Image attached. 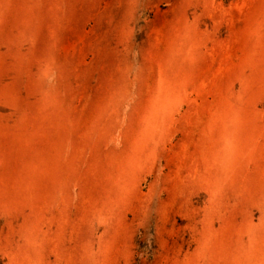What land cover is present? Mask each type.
<instances>
[{
    "label": "rangeland",
    "instance_id": "rangeland-1",
    "mask_svg": "<svg viewBox=\"0 0 264 264\" xmlns=\"http://www.w3.org/2000/svg\"><path fill=\"white\" fill-rule=\"evenodd\" d=\"M0 264H264V0H0Z\"/></svg>",
    "mask_w": 264,
    "mask_h": 264
}]
</instances>
